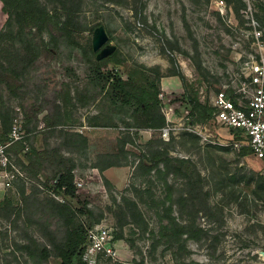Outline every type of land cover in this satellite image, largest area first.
<instances>
[{"label": "rangeland", "instance_id": "1", "mask_svg": "<svg viewBox=\"0 0 264 264\" xmlns=\"http://www.w3.org/2000/svg\"><path fill=\"white\" fill-rule=\"evenodd\" d=\"M217 1L75 0L79 12L68 46L58 51L44 45L30 74L40 86L38 94L57 99L63 110L62 125L56 129V138L50 140L52 144L68 131L85 133L86 126L98 128L104 136L107 128L116 129L112 135L94 141L91 149L89 145L80 148L76 156L75 175L85 181L80 196L88 199L98 224L113 236L112 254L102 257L98 264H264V161L231 148L232 134L211 121L188 123V110L180 102L183 95L176 93L181 89L161 91L162 112L174 128L170 134L160 136V130H152L150 135L132 128L130 136L135 143L128 150L138 153L149 139L156 138L169 143L173 156L190 158L204 178L209 204L224 216L223 226L210 223L185 200V178L168 170L162 175L138 172L135 155H129L121 165L108 167L106 173L95 170L96 165L109 162L101 156L115 154L118 138L135 123L100 95L94 82L93 68L101 55L95 58L91 46L100 28L109 37L104 47L117 51L119 62L110 63L103 72L113 70L127 78L132 69H148L170 77L186 60L192 70L188 76L180 70L186 84L207 105L216 90L243 78L241 68L247 58L261 54L249 19L242 13L248 3L254 13H259L255 18L264 35V12L260 10L264 0H224L232 10L223 12ZM38 2L52 12L59 4V0ZM2 7L0 1V32L8 19ZM49 40L45 35V41ZM0 55L15 64L24 51L18 42L6 41L0 44ZM174 77L182 83L179 76ZM0 87L12 109L20 106L23 110L33 102L30 98L22 102L11 97L6 86ZM169 108L184 120L169 122ZM43 128L41 122L38 130ZM31 141L41 146L42 134L37 133L35 139L31 134ZM37 187L36 183H20L19 200L6 198L10 205L0 200V264H60L55 257L41 261L26 248L35 251L39 245L48 244L49 238L63 240L66 234L60 218L42 209L47 198L61 201L62 197ZM124 198L137 203L143 222L133 223ZM156 200L171 204L180 222L194 223L208 230L207 234L200 238L162 236Z\"/></svg>", "mask_w": 264, "mask_h": 264}, {"label": "trees", "instance_id": "2", "mask_svg": "<svg viewBox=\"0 0 264 264\" xmlns=\"http://www.w3.org/2000/svg\"><path fill=\"white\" fill-rule=\"evenodd\" d=\"M3 11L8 15L5 28L0 32V44L6 41L18 42L24 51V55L18 62L12 64L0 55V86H6L11 97L18 98L22 102L32 99L29 106H23L26 117L25 128L29 134L27 141L29 150L24 154L28 164L20 158L17 159L28 176L32 180H38L41 175L45 179L43 183L46 190H51L57 196L62 197L58 201L47 198L42 204V209L48 210L52 215L60 218L66 231L63 240L49 238V243L39 245L36 250L28 248L30 254L35 253L41 261H47L51 257L58 258L60 264H85L83 253L88 242L87 230L99 223V218L92 208L89 207L88 199L83 200L81 194L77 193L74 180V170L77 167V158L80 148H88V138L78 132H66L57 137V143L52 144L51 139L56 138L55 132L62 125L63 110L57 99L49 100L46 96H40V86L33 82L30 74L36 67L43 53L44 45L60 51L62 47L68 46V41L73 35V22H76L79 5L73 3L75 0H59L54 12L39 4L38 0H0ZM264 12V5L260 7ZM259 16V13H256ZM264 21V18H263ZM45 35L50 40L45 41ZM264 36V35H263ZM94 44V42H93ZM107 47L98 51L91 46L93 56L102 55ZM118 52L106 57H100L95 61V81L100 95H104L107 101L117 110L125 111L135 123L128 128L124 136L118 138L116 153L102 155L101 158L109 159L105 165H96L98 169H106L111 166L121 165L128 159L129 155L137 158L136 170L142 173L155 172L159 175L168 170L187 181L185 200L192 203L204 214L210 223L224 225L223 214L214 209L208 200V192L204 187V178L190 158L173 156L168 147V142L162 139H149L145 147L138 153L128 150L127 145L135 142L131 138L130 130H160L168 122L162 112L161 79L163 75L158 70L132 69L127 78L112 71L103 72L110 63L117 61ZM179 76L183 86L184 94L181 103L189 111L190 124H204L211 117V106L203 104L198 97V92L189 90L182 72L171 74ZM0 87V117L4 134L9 133L13 118L12 109ZM43 114L42 118L39 115ZM44 128L38 130L40 123ZM42 134V145L36 147L34 141L29 143V137L33 134ZM235 137L238 136L235 134ZM24 149L23 144L18 143L14 149L17 154ZM251 151L244 148L242 155H249ZM38 189L39 186L37 187ZM51 194V193H49ZM30 195V194H29ZM4 203L10 205V201L4 199ZM2 201V202H3ZM125 208L131 213L133 223L139 224L144 218L137 203L129 198H124ZM156 213L161 221V233L164 237L200 238L207 234L200 226L194 223H183L178 220L173 211V206L162 200H156ZM121 237V235H116ZM33 255V254H32ZM240 264V263H232Z\"/></svg>", "mask_w": 264, "mask_h": 264}, {"label": "built area", "instance_id": "3", "mask_svg": "<svg viewBox=\"0 0 264 264\" xmlns=\"http://www.w3.org/2000/svg\"><path fill=\"white\" fill-rule=\"evenodd\" d=\"M217 7L221 12L232 10L224 0H218ZM249 19L252 34L258 41L261 51L259 57H249L243 63L241 72L243 78L232 84H224L212 95L209 106H211V117L209 121L219 128L228 130L233 139L228 144L231 148L242 151L248 148L259 160L264 161V41L263 32L259 29V22L255 18L256 11L251 3L246 5L242 11ZM163 97V94H160ZM170 112L174 113L172 108ZM187 113H189L187 111ZM26 117L20 106L14 107V118L9 133L4 134L0 117V200L16 198L19 200L18 186L20 183H36L39 188L56 196L52 191L46 190L43 183L44 177L38 176V180H32L22 165L18 163L20 158L28 164L24 154L29 150L26 128ZM170 124L160 129V136H168L173 130ZM142 133L152 135V130H141ZM154 131V130H153ZM235 134L238 138L235 137ZM18 143L23 144L24 149L15 153L14 149ZM247 156V155H244ZM75 174V170H74ZM74 184L77 193L85 191V181L75 175ZM62 200V199H61ZM88 242L83 253L85 264H98L102 257L112 254L113 236L97 224L87 230Z\"/></svg>", "mask_w": 264, "mask_h": 264}, {"label": "crops", "instance_id": "4", "mask_svg": "<svg viewBox=\"0 0 264 264\" xmlns=\"http://www.w3.org/2000/svg\"><path fill=\"white\" fill-rule=\"evenodd\" d=\"M179 68L185 74V76L192 75L191 74L192 70L189 67L188 62L186 60L180 62ZM161 86H162V89L166 93H171V92H173V90L179 91V89H181V92H176V93L184 94V88H183L182 83L180 82V80L177 77H174L173 75L170 77L163 75V77L161 79ZM170 105H171V107H176L174 104H170ZM183 118H184L183 116L179 117L178 115H176L175 111H174V113H172V116H171V118L168 119V121L171 123H177L178 121L180 122L181 120H184ZM186 120L188 121V123L190 122L189 117H186ZM115 130H116L115 128H113V129L107 128V131L104 132L105 133V136H104V135H102L103 133L101 131H98V128L95 129L93 127L89 128L88 126H86L85 133L81 132V134L83 133V135L88 138L89 149H91L92 143L94 141H98L99 139H102V138H105L109 135H112V132H114ZM71 132H73V131H71ZM78 133H80V132H78ZM118 137L119 136H117V138ZM128 146L129 145H127V147H126L127 149H128ZM109 168H112V167H109ZM95 170H98V168H95ZM108 170H109L108 168L104 169L103 173H106Z\"/></svg>", "mask_w": 264, "mask_h": 264}, {"label": "water", "instance_id": "5", "mask_svg": "<svg viewBox=\"0 0 264 264\" xmlns=\"http://www.w3.org/2000/svg\"><path fill=\"white\" fill-rule=\"evenodd\" d=\"M108 39H109V37H108V35H107L105 29H104V28H100V30H99V32H98V35H97V38H96V40H95V42H94V44H93V46H94V50H95V51H98V50H100L101 48H103L104 45L107 43ZM112 51H113V50L107 48V49H105V50L103 51V53H102L101 56H102V57H106V56L110 55V54L112 53Z\"/></svg>", "mask_w": 264, "mask_h": 264}]
</instances>
